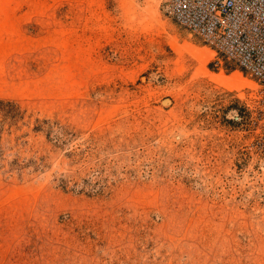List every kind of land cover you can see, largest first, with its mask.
Instances as JSON below:
<instances>
[{
	"label": "rangeland",
	"instance_id": "1",
	"mask_svg": "<svg viewBox=\"0 0 264 264\" xmlns=\"http://www.w3.org/2000/svg\"><path fill=\"white\" fill-rule=\"evenodd\" d=\"M0 74V264H264L254 83L163 0H0Z\"/></svg>",
	"mask_w": 264,
	"mask_h": 264
},
{
	"label": "built area",
	"instance_id": "2",
	"mask_svg": "<svg viewBox=\"0 0 264 264\" xmlns=\"http://www.w3.org/2000/svg\"><path fill=\"white\" fill-rule=\"evenodd\" d=\"M163 9L251 78L243 106L261 119V134L252 144L264 159V0H163Z\"/></svg>",
	"mask_w": 264,
	"mask_h": 264
},
{
	"label": "bare ground",
	"instance_id": "3",
	"mask_svg": "<svg viewBox=\"0 0 264 264\" xmlns=\"http://www.w3.org/2000/svg\"><path fill=\"white\" fill-rule=\"evenodd\" d=\"M191 55H193V57L197 60L199 66L198 69L201 71H205V63L209 58V54L203 49V48H192L191 50H189ZM3 76L0 74V77ZM212 79L225 86L228 88H238L242 85L243 83V78L241 77L240 73L237 71H232L230 74L228 75H224V74H213L212 75ZM169 100L165 99L164 101H162V104H168Z\"/></svg>",
	"mask_w": 264,
	"mask_h": 264
},
{
	"label": "trees",
	"instance_id": "4",
	"mask_svg": "<svg viewBox=\"0 0 264 264\" xmlns=\"http://www.w3.org/2000/svg\"><path fill=\"white\" fill-rule=\"evenodd\" d=\"M19 104L13 99L0 98V112L4 114H11L13 110L19 112ZM36 129H40L38 126Z\"/></svg>",
	"mask_w": 264,
	"mask_h": 264
},
{
	"label": "crops",
	"instance_id": "5",
	"mask_svg": "<svg viewBox=\"0 0 264 264\" xmlns=\"http://www.w3.org/2000/svg\"><path fill=\"white\" fill-rule=\"evenodd\" d=\"M196 37V36H195ZM200 40V39H199ZM201 41V40H200ZM205 46H207V45H205ZM208 48H210L209 46H208ZM210 49H212V48H210ZM214 50V49H213ZM234 71V70H233Z\"/></svg>",
	"mask_w": 264,
	"mask_h": 264
}]
</instances>
